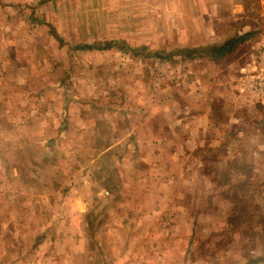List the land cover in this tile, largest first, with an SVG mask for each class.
Masks as SVG:
<instances>
[{
    "label": "rangeland",
    "instance_id": "1",
    "mask_svg": "<svg viewBox=\"0 0 264 264\" xmlns=\"http://www.w3.org/2000/svg\"><path fill=\"white\" fill-rule=\"evenodd\" d=\"M40 1L0 0V264H264L261 143L235 127L194 154L177 133L147 163L132 133L180 130V92L230 87L219 131L233 113L264 135V105L236 86L264 0ZM247 32L219 60L178 52Z\"/></svg>",
    "mask_w": 264,
    "mask_h": 264
},
{
    "label": "crops",
    "instance_id": "2",
    "mask_svg": "<svg viewBox=\"0 0 264 264\" xmlns=\"http://www.w3.org/2000/svg\"><path fill=\"white\" fill-rule=\"evenodd\" d=\"M245 29H247V26L244 27L243 31H245ZM181 93L182 92H180V96L178 97V99H181L182 97H184V99H188V95L184 94V96H181ZM195 93L196 95L194 97L189 96V100L185 101L183 99H179L180 104L177 108L173 109L174 112H176V114L178 115L177 122L175 124H178V126H182L180 128V130H183L182 133L180 130H175L173 127L171 128V126L169 127L172 129L170 132V130L166 128V123L162 119L160 123L156 124L155 128L148 123L146 124V122L134 127V132H132L134 136L133 139L142 142V145H138L144 147V157L142 159L145 162L149 163L148 157L151 158L152 150H150L149 147H151L153 141L161 144V141H164L166 139L173 140L178 136V134H180V138L185 141L184 146L186 147V149L189 152H193L195 154L196 150L198 148H201L202 146L210 145L213 147H218L223 142H226L227 144L234 142L236 140V136L234 134L235 127L236 131L238 132L237 137L239 142L240 140L242 141V139L246 138L248 142H250V144L253 142L261 143L259 144L260 147L264 148V139L262 138V141H258V139L255 138V136L264 137V135L261 134L259 130L253 127H243L245 128L244 133L243 131H240V122L242 123V121H240L238 117H235L233 113H228V117L226 118L227 121H224L225 124L233 128L232 135H225L224 133H222V131H219L221 124L218 125L216 121V116L213 112L212 101L219 100L224 104V107H228L229 102L230 107L234 106L233 108H235L237 103L233 94V90H231L230 87L217 88L216 91L213 92L214 94L217 93V96H215L211 100L208 99L207 101L205 97H203L204 95L200 92L198 87H196ZM162 106H165L164 103H162ZM170 106L171 107H168L172 108V105ZM164 109H166V107ZM146 110L147 109H145V111ZM176 114L174 115V117L176 116ZM150 117H152V114ZM170 117L173 116L170 115ZM172 119L173 118H171V120ZM259 132L260 134H258ZM158 143L154 144L158 146ZM241 148L245 147L241 146ZM181 153L183 152H179V154ZM161 156L162 154H159V157ZM149 160L152 161V159ZM137 204L139 206H142L143 202L139 201L137 202ZM144 205H149L147 199L145 200ZM83 207L84 209H86V203H83ZM83 213L82 216L84 215Z\"/></svg>",
    "mask_w": 264,
    "mask_h": 264
},
{
    "label": "built area",
    "instance_id": "3",
    "mask_svg": "<svg viewBox=\"0 0 264 264\" xmlns=\"http://www.w3.org/2000/svg\"><path fill=\"white\" fill-rule=\"evenodd\" d=\"M261 49L250 52L241 63L236 79L238 92L245 94L251 103L264 105V36L261 39Z\"/></svg>",
    "mask_w": 264,
    "mask_h": 264
},
{
    "label": "trees",
    "instance_id": "4",
    "mask_svg": "<svg viewBox=\"0 0 264 264\" xmlns=\"http://www.w3.org/2000/svg\"><path fill=\"white\" fill-rule=\"evenodd\" d=\"M47 1H51V0H41L40 2H47ZM251 36H254V33L253 32H247V33H244L242 35L231 36V37L225 39L220 44H212V45L200 47V48H182V49H178V52H179V55H181L183 58H186V57L192 58V57H195L197 54L207 53V54H209L210 58H213L215 60H219L220 58L222 59V58L226 57L227 55H230L231 53H233L235 51V49L241 43H243L247 39L251 38ZM110 47H111V44L107 42L103 47L85 44V45L81 46V49L102 50V49H108ZM213 158L214 157L211 156L208 159V161H211Z\"/></svg>",
    "mask_w": 264,
    "mask_h": 264
}]
</instances>
